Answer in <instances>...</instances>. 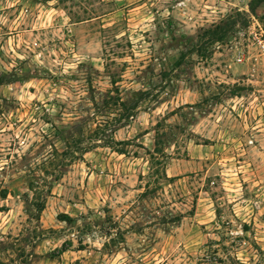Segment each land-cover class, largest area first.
Instances as JSON below:
<instances>
[{
    "label": "rangeland",
    "instance_id": "obj_1",
    "mask_svg": "<svg viewBox=\"0 0 264 264\" xmlns=\"http://www.w3.org/2000/svg\"><path fill=\"white\" fill-rule=\"evenodd\" d=\"M250 2L0 0V264H264Z\"/></svg>",
    "mask_w": 264,
    "mask_h": 264
},
{
    "label": "trees",
    "instance_id": "obj_2",
    "mask_svg": "<svg viewBox=\"0 0 264 264\" xmlns=\"http://www.w3.org/2000/svg\"><path fill=\"white\" fill-rule=\"evenodd\" d=\"M257 1H260V0H251V2H250V4H249V11H250L252 14H254V12H255V6L253 5V2H257ZM214 32H215V31H213L212 33H214ZM215 37H216L215 39H218L217 36H215ZM98 129H100L99 126L96 127V128L94 129V132H98ZM99 139H101V137H100ZM96 140H97V138H96ZM151 156L153 157V154H151ZM46 191L50 192L49 188H47ZM5 195H6V194L3 193V194H2V197H5ZM33 206H34V208H35L36 211H41V210L44 209L45 201L42 200V199H38V198L36 197V198H34ZM59 219H60V220H63V221H66V222H68V223L71 222V221H74V218H72V217H70L69 215L64 214V213H62V214L59 215ZM65 249H66V248H65V246H64V247L61 248V251H64Z\"/></svg>",
    "mask_w": 264,
    "mask_h": 264
},
{
    "label": "built area",
    "instance_id": "obj_3",
    "mask_svg": "<svg viewBox=\"0 0 264 264\" xmlns=\"http://www.w3.org/2000/svg\"><path fill=\"white\" fill-rule=\"evenodd\" d=\"M252 38L255 40L257 46L264 51V40L257 33H253Z\"/></svg>",
    "mask_w": 264,
    "mask_h": 264
}]
</instances>
